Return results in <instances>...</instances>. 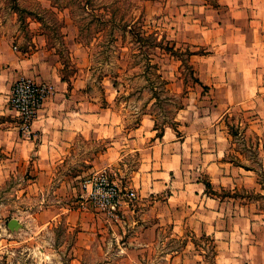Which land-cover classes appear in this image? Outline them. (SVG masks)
Instances as JSON below:
<instances>
[{
    "label": "crops",
    "instance_id": "1",
    "mask_svg": "<svg viewBox=\"0 0 264 264\" xmlns=\"http://www.w3.org/2000/svg\"><path fill=\"white\" fill-rule=\"evenodd\" d=\"M178 1L185 16L183 25L177 24L182 33L174 30L176 41L207 48L205 55L191 56L199 83L224 90L223 85L240 82L248 86L245 96L261 98L264 0H217L219 11L202 0ZM19 19L14 11H0V186L25 166L43 187L56 168L74 162L81 145L99 146L85 159L88 170L107 174L135 199L123 201L113 214L79 202L69 213L78 249L92 251L101 239L120 237L122 227L139 231L140 246L181 239L180 250L163 252L168 264H203L202 240L212 245L214 264H264V233L255 229L257 204L248 197L256 193V179L252 170L229 159L231 138L218 120L204 117L183 132L157 130L147 113L130 122L114 83L104 80L101 89L94 88L80 61L77 72L67 75L61 53L40 25L27 34ZM19 78L46 84L52 92L27 133L7 106ZM260 123L264 135V117ZM164 230L167 237L160 236ZM142 231L150 237L147 242Z\"/></svg>",
    "mask_w": 264,
    "mask_h": 264
},
{
    "label": "rangeland",
    "instance_id": "2",
    "mask_svg": "<svg viewBox=\"0 0 264 264\" xmlns=\"http://www.w3.org/2000/svg\"><path fill=\"white\" fill-rule=\"evenodd\" d=\"M202 1L209 10L221 9L217 0ZM178 2L0 0V11L17 13L25 33L39 24L61 53L67 75L77 72L80 61L94 88L101 89L104 80L114 83L130 122L147 113L157 130L183 132L204 117L218 120L231 138L229 159L253 169L257 190L247 196L257 204L255 229L264 233V85L258 91L262 97L254 101V96L244 95L248 86L240 82L223 85L224 90L200 84L197 63L187 52L201 56L207 48L176 41L174 30L182 33L185 16ZM80 147L74 162L56 168L53 180L43 187L33 182L31 168L25 166L0 186V264H168L162 254L168 248L180 250L181 239L166 246H140L135 239L139 231L119 227L120 237L101 239L92 251L75 246L78 230L71 226L69 213L82 202L85 182L100 174L88 170L85 159L101 147ZM12 219L19 223L15 230L8 228ZM141 234L147 242L150 237ZM168 235V230L160 233ZM208 242H198L206 250L203 264H214Z\"/></svg>",
    "mask_w": 264,
    "mask_h": 264
},
{
    "label": "built area",
    "instance_id": "3",
    "mask_svg": "<svg viewBox=\"0 0 264 264\" xmlns=\"http://www.w3.org/2000/svg\"><path fill=\"white\" fill-rule=\"evenodd\" d=\"M51 93V88L46 84L25 78H19L13 83L7 106L19 119L21 131L29 132L30 125ZM84 189L82 206L88 205L105 214H113L123 201L131 202L135 199L134 192L119 188L105 173L90 177L85 182Z\"/></svg>",
    "mask_w": 264,
    "mask_h": 264
},
{
    "label": "water",
    "instance_id": "4",
    "mask_svg": "<svg viewBox=\"0 0 264 264\" xmlns=\"http://www.w3.org/2000/svg\"><path fill=\"white\" fill-rule=\"evenodd\" d=\"M18 227H19V223H18V221L15 220V219L10 220V222L8 223V228H9L10 230H15V229H17Z\"/></svg>",
    "mask_w": 264,
    "mask_h": 264
},
{
    "label": "trees",
    "instance_id": "5",
    "mask_svg": "<svg viewBox=\"0 0 264 264\" xmlns=\"http://www.w3.org/2000/svg\"><path fill=\"white\" fill-rule=\"evenodd\" d=\"M170 51V50H169ZM187 54H188V56H189V58L191 57V56H193L194 54H192V53H189V52H187ZM241 167H243V168H245V169H247V170H252L253 171V169H251V168H247V167H245V166H242V165H240ZM207 189L209 190V192L212 194V192H211V188H210V186L207 184ZM225 195V194H224ZM226 196V195H225Z\"/></svg>",
    "mask_w": 264,
    "mask_h": 264
}]
</instances>
